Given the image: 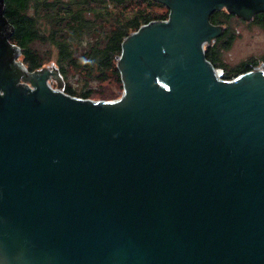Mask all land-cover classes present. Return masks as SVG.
I'll list each match as a JSON object with an SVG mask.
<instances>
[{"label": "water", "instance_id": "obj_1", "mask_svg": "<svg viewBox=\"0 0 264 264\" xmlns=\"http://www.w3.org/2000/svg\"><path fill=\"white\" fill-rule=\"evenodd\" d=\"M157 1L95 101L28 71L0 0V264H264V64L225 80L204 50L264 0Z\"/></svg>", "mask_w": 264, "mask_h": 264}, {"label": "trees", "instance_id": "obj_2", "mask_svg": "<svg viewBox=\"0 0 264 264\" xmlns=\"http://www.w3.org/2000/svg\"><path fill=\"white\" fill-rule=\"evenodd\" d=\"M5 6V16L15 29L10 41L21 48L19 61L30 72L54 63L64 92L84 99L94 98L89 87L94 83L116 84L123 91L118 57L125 38L143 25L169 18L168 8L157 0H5ZM232 17L218 11L211 21L224 24ZM255 22L264 27V14ZM206 58L217 66L210 48ZM251 69L245 66L223 78L232 80ZM71 76H78L81 89L70 83Z\"/></svg>", "mask_w": 264, "mask_h": 264}, {"label": "rangeland", "instance_id": "obj_3", "mask_svg": "<svg viewBox=\"0 0 264 264\" xmlns=\"http://www.w3.org/2000/svg\"><path fill=\"white\" fill-rule=\"evenodd\" d=\"M224 25L226 27L228 26L229 36L222 38L217 44L207 43L205 45V50L206 48H210L213 55L216 56L217 69H222L223 75L240 68L243 69L245 66H250L252 68L251 70L257 69L264 64V28L259 23L245 21L239 17H232ZM229 37L231 38L229 39ZM53 67L54 63L46 66V68ZM69 80L78 90L81 89V85L83 84L76 81L78 80V76H71ZM51 83L54 88H58V82L56 80L51 79ZM98 86V83L89 86L95 92L92 100H115L119 99L123 94V91L116 84H103L102 86Z\"/></svg>", "mask_w": 264, "mask_h": 264}, {"label": "flooded vegetation", "instance_id": "obj_4", "mask_svg": "<svg viewBox=\"0 0 264 264\" xmlns=\"http://www.w3.org/2000/svg\"><path fill=\"white\" fill-rule=\"evenodd\" d=\"M218 11H221V12H225L226 14H231L233 17H239V16H237L236 14H232V13H230V12H228L225 8L224 9H221V10H218ZM218 11H216V12H218ZM216 12H214L212 15H211V17L216 13ZM261 14H264V13H257L256 15H254V17L251 19V20H247V21H256V19L258 18V16L259 15H261ZM211 17H210V20H211ZM239 18H241V17H239ZM241 19H243V18H241ZM243 20H245V19H243ZM246 21V20H245ZM211 23L212 24H214L212 21H211ZM214 25H216V26H221L222 28H223V33L220 35V36H218V37H216V38H214V39H212L211 40V44L212 43H218V41H220L222 38H224L225 37V34L228 32V26L226 27L224 24H222V23H220V24H214ZM264 28V27H263Z\"/></svg>", "mask_w": 264, "mask_h": 264}, {"label": "bare ground", "instance_id": "obj_5", "mask_svg": "<svg viewBox=\"0 0 264 264\" xmlns=\"http://www.w3.org/2000/svg\"><path fill=\"white\" fill-rule=\"evenodd\" d=\"M167 21V20H166ZM204 50H205V47H204ZM205 52H206V50H205ZM51 82V81H50ZM51 86H52V83H51ZM53 87V86H52ZM54 88V87H53ZM54 89H58V88H54ZM102 101H105V100H102Z\"/></svg>", "mask_w": 264, "mask_h": 264}]
</instances>
